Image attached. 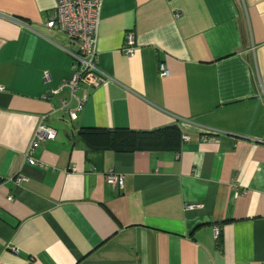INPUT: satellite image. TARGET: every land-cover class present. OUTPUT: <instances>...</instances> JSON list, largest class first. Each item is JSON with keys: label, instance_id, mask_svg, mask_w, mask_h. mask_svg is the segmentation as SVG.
I'll list each match as a JSON object with an SVG mask.
<instances>
[{"label": "crops", "instance_id": "1", "mask_svg": "<svg viewBox=\"0 0 264 264\" xmlns=\"http://www.w3.org/2000/svg\"><path fill=\"white\" fill-rule=\"evenodd\" d=\"M54 7L0 0V264H264V0H102L107 81L74 91ZM40 122L56 137L31 165ZM80 131L160 132V147Z\"/></svg>", "mask_w": 264, "mask_h": 264}, {"label": "built area", "instance_id": "2", "mask_svg": "<svg viewBox=\"0 0 264 264\" xmlns=\"http://www.w3.org/2000/svg\"><path fill=\"white\" fill-rule=\"evenodd\" d=\"M101 4L102 0H55L53 17L45 24L49 29H56L65 33L71 41L77 44V53L73 55L75 65L72 68V76L69 82L64 84L72 91L77 89L80 83L97 87L107 81L106 76L95 67L97 57L96 33ZM121 51L129 58L137 54L138 49L133 35L128 34L125 37ZM158 74L161 78L168 76V71L163 63L158 65ZM69 116L72 121L75 120L76 112H70ZM55 137V130L40 122L25 154L26 162L35 165L34 160L30 157L32 150L41 142L54 140ZM182 140L187 141L188 136H183ZM22 181V178L16 179L17 184ZM105 181L117 189H121L123 186V177L115 174H107ZM215 234L217 236L218 232L216 231Z\"/></svg>", "mask_w": 264, "mask_h": 264}, {"label": "trees", "instance_id": "3", "mask_svg": "<svg viewBox=\"0 0 264 264\" xmlns=\"http://www.w3.org/2000/svg\"><path fill=\"white\" fill-rule=\"evenodd\" d=\"M168 132V133H166ZM160 132H152L148 134H120L118 132H94V131H80L79 136L87 141H93L97 143L98 147H104V148H111V149H121V148H132V145L134 143H137L136 148L141 149H158L159 142H160ZM164 136H176V128L169 129L168 131H164ZM118 138L119 140L126 141L127 146L121 147L122 142L120 141L119 145L116 144L115 138ZM91 139V140H88Z\"/></svg>", "mask_w": 264, "mask_h": 264}]
</instances>
